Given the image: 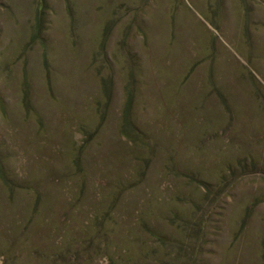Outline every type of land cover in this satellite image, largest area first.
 Masks as SVG:
<instances>
[{
    "label": "rangeland",
    "instance_id": "374dc122",
    "mask_svg": "<svg viewBox=\"0 0 264 264\" xmlns=\"http://www.w3.org/2000/svg\"><path fill=\"white\" fill-rule=\"evenodd\" d=\"M0 264H264V0H0Z\"/></svg>",
    "mask_w": 264,
    "mask_h": 264
}]
</instances>
